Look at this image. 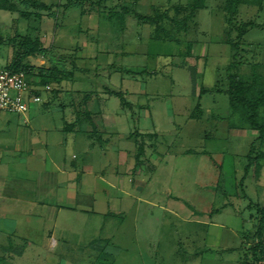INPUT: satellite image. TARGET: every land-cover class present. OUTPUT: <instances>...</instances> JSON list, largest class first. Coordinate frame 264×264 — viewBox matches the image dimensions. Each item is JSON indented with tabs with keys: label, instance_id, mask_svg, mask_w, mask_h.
<instances>
[{
	"label": "rangeland",
	"instance_id": "rangeland-1",
	"mask_svg": "<svg viewBox=\"0 0 264 264\" xmlns=\"http://www.w3.org/2000/svg\"><path fill=\"white\" fill-rule=\"evenodd\" d=\"M10 1L17 10L0 9V27L7 38L14 32L39 35L54 53L74 54L82 68L73 80L60 82L49 69L48 58L32 57L36 70L31 80L42 87L37 107L60 119L64 108L78 106L79 92L81 98L92 93L95 106L106 107L116 120L109 129L116 125L119 131L97 133L98 151L107 148L108 156L123 155L129 161L113 164L107 174L117 171L127 180L137 144L144 139L153 166L144 167L150 181L146 193L159 195L153 198L154 205L142 203L144 214L139 218L134 211L113 218L101 233L110 239L103 251L90 248L83 240L53 247L40 239L38 224L34 232L29 229L31 243L0 235V264H254V256L246 249L252 244L244 239L253 233L258 217L257 209L248 205L251 200L264 205V158L256 174L258 181L249 175L242 188L240 179L252 143L255 156L264 151V141L257 139L259 131L251 127L244 109L231 110L225 91L234 72L264 86V0L242 2L234 14L235 25L249 20L259 25L237 40L239 58L233 69L227 67L232 50L226 40L228 34L235 37L237 32L231 33L226 23V0H205L187 32L179 33L180 43L153 39L152 26L141 22L135 12L152 15L155 8L185 6L190 0H87L85 12L81 7H54L51 14L42 11V18L33 15L36 11L22 0ZM39 1L57 4L67 0ZM124 6L130 11L122 23ZM22 10L31 16L25 18ZM13 53L7 44L0 47L5 62L13 60ZM190 66L196 69L194 81ZM47 84L49 91L43 88ZM201 87L207 92L201 94ZM110 90L121 91L132 107L121 105L118 96H109ZM258 119L264 123V105ZM89 125L85 120L78 122L76 136L82 138L81 128ZM137 131H157L158 137L138 138ZM241 189L249 198L238 197ZM169 191L183 203L174 205L171 213L167 210ZM251 238L248 241L257 244L255 236ZM246 256L249 263L242 261Z\"/></svg>",
	"mask_w": 264,
	"mask_h": 264
},
{
	"label": "crops",
	"instance_id": "crops-1",
	"mask_svg": "<svg viewBox=\"0 0 264 264\" xmlns=\"http://www.w3.org/2000/svg\"><path fill=\"white\" fill-rule=\"evenodd\" d=\"M31 59L32 57L30 61ZM2 60L0 56V61ZM7 63L4 61L3 65ZM41 88L40 86V92ZM78 94L81 99L78 106L64 108V116L60 119L43 113L37 107L39 103L34 102L30 103L26 113L0 112L1 236L8 239L16 237L31 243L33 238L29 229L34 232V229L37 230L35 225L40 224V239L53 247L83 240L90 248L103 251L110 239L103 238L101 233L107 231L113 218L128 215L132 211L139 218L144 214L142 203L155 204L152 200L159 194L155 191L146 193L150 181L146 180L148 173L146 174L144 167L151 166L152 157L146 156L149 152L145 148V161L139 164L134 157L127 180L120 177L117 171L108 175L107 168L113 164L129 163L128 158L123 155L110 157L107 148L102 153L97 149V133L102 135L119 132L116 125L109 129L116 120L106 111V107L95 106L96 99L92 93L83 94L82 98L81 92ZM44 103L49 105V102ZM84 120L90 125L88 128H81L84 136L79 138L76 136L77 124ZM137 132L147 138L158 137L157 131ZM148 134H152V137ZM73 150H78L79 153ZM256 174L255 170L247 176L252 175L250 179L258 181ZM247 176L244 173L240 179L242 188ZM241 190L238 197L249 198ZM167 197L171 203L170 209L167 208L170 213L175 212L174 205L178 203L180 207L183 204L181 198L173 195L171 191ZM248 206L255 207L258 213L253 233H247L248 237L244 239L245 243L247 240V244L253 246V241L248 239L255 236L259 241L260 226L264 238V219L261 212L264 205L251 200ZM190 207L197 209L194 204H190ZM236 212L242 219L243 213L239 209ZM80 233L83 237L79 236ZM57 234L59 237H56ZM252 246L246 248L251 253ZM247 257L242 261L249 263Z\"/></svg>",
	"mask_w": 264,
	"mask_h": 264
},
{
	"label": "trees",
	"instance_id": "trees-1",
	"mask_svg": "<svg viewBox=\"0 0 264 264\" xmlns=\"http://www.w3.org/2000/svg\"><path fill=\"white\" fill-rule=\"evenodd\" d=\"M205 0H190L189 3L185 6L178 5L175 7H169L166 9L163 8H155L152 15H142L138 12H135V16L141 21L149 23L152 26V38L156 40H170L176 41L178 43L181 42L179 38V33L187 32L191 22H193L194 15H196L197 11L204 7ZM248 2V0H226L225 3L228 4L227 10L228 13L226 15V23L229 26V30L231 33L235 30L237 32V36L232 37L233 35H227L226 42L231 45L232 50V60L228 64L227 67L233 69V67L237 66L238 58H239V45L237 40H240L250 28H254L259 24L254 20L242 21L239 25H235L233 22L234 14L237 13V9L242 2ZM87 0H67L64 3L57 4H48L44 1L39 0H22V3L26 5V7H31L36 11V14L39 18H42L41 12H50L54 7L60 8H70V7H81L82 12L86 7ZM100 4V2H97ZM173 8V14H171V10ZM0 9L14 11L18 8L13 4L10 0H0ZM130 9L127 6L123 7L122 15V23L124 22V14L129 12ZM183 15L181 16V14ZM21 14L25 18H29L31 14L26 10L21 12ZM49 14V15H50ZM124 26V24H123ZM238 26V27H237ZM4 44H7L13 50V60L7 63L6 67L16 70V71H24L28 77L31 79L35 66L31 64L30 57L34 56H43L48 58L50 62L49 69L51 70L55 79L60 82L63 79L73 80L76 74V71L82 69L78 66L76 57L74 54H56L53 52V47L46 46L43 43L41 36H32L30 34H19L18 32H14L8 38L3 33V29L0 27V47ZM189 55L191 54V46L193 45L192 41H190ZM67 62L70 64V68L64 67ZM191 71V77L193 81L195 80L196 69L194 67H188ZM230 82L227 91H225L229 96L230 107L233 112L238 111L240 109H244L247 113V120L249 121L251 127L255 130L259 131V135L257 139L260 141H264V123L260 122L258 119L259 109L262 105H264V86H257V81L248 82L241 78L237 73H232L229 75ZM32 82V81H31ZM33 83V82H32ZM44 82L43 84H46ZM259 84V83H258ZM38 94H41L40 90L37 91ZM207 92V89L201 87V94ZM110 95L118 96L121 100V104L124 107H132L131 103L128 102L124 94L121 91L110 90ZM199 113L202 110L199 108ZM193 115V114H192ZM137 137L145 135L135 133ZM152 134H148L151 136ZM152 137V136H151ZM145 141L142 139L137 144L135 159L137 164L144 162L143 159L145 155ZM255 151V143L253 142L251 145V149L248 156V162L245 166V176L250 172L253 168L258 173L259 168L262 167L260 163V159L264 158V151H258L254 156L253 153ZM222 175V174H221ZM261 212L263 214L264 219V208H261ZM260 238L257 244L253 245V255L255 258L254 264H259L261 249L264 245V238L262 233V226L259 228ZM251 247V248H252ZM7 249V248H6ZM18 254L23 253L22 250L17 251Z\"/></svg>",
	"mask_w": 264,
	"mask_h": 264
},
{
	"label": "built area",
	"instance_id": "built-area-1",
	"mask_svg": "<svg viewBox=\"0 0 264 264\" xmlns=\"http://www.w3.org/2000/svg\"><path fill=\"white\" fill-rule=\"evenodd\" d=\"M31 81L24 71L0 66V112L26 113L30 103L41 102L42 95L37 92L39 88ZM43 88L48 91L51 89L48 84ZM259 264H264V245L261 249Z\"/></svg>",
	"mask_w": 264,
	"mask_h": 264
}]
</instances>
